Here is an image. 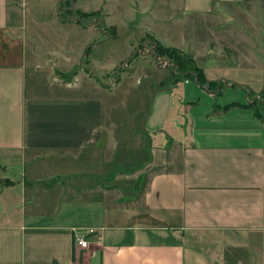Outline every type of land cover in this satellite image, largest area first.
I'll list each match as a JSON object with an SVG mask.
<instances>
[{
  "label": "crops",
  "instance_id": "crops-1",
  "mask_svg": "<svg viewBox=\"0 0 264 264\" xmlns=\"http://www.w3.org/2000/svg\"><path fill=\"white\" fill-rule=\"evenodd\" d=\"M244 1L175 0L164 12L157 0L158 23L192 15L205 36L142 35L196 62L228 49L225 38L252 42L239 34L244 22L237 34L217 30L234 8L257 24ZM41 5L0 0V160L20 172L0 175V264H264V106L212 111L257 95L226 74L206 76L218 68L198 65L209 86L171 82L163 64L144 73L147 58L118 72L112 90L86 70L79 45L42 49L26 25L38 26L26 14ZM97 18L95 27L54 21L94 33L113 26Z\"/></svg>",
  "mask_w": 264,
  "mask_h": 264
},
{
  "label": "rangeland",
  "instance_id": "rangeland-1",
  "mask_svg": "<svg viewBox=\"0 0 264 264\" xmlns=\"http://www.w3.org/2000/svg\"><path fill=\"white\" fill-rule=\"evenodd\" d=\"M37 0H26V3ZM61 1V2H60ZM42 3V7H38V13L33 15L32 12L27 10L26 17L37 18L38 26H30V19H26V25L28 27L27 31L35 32L37 37H41L42 49H47L54 47L53 43H62L63 46L71 49H75L76 45H79L78 52L81 54L84 50L82 59H90L91 69L86 68L87 71L92 72L93 75H100L108 82V87L112 90L118 88L115 86V76L118 72L128 71L131 72L137 59L147 58L151 61L150 64L143 65V72L149 73L154 67V64L158 63V58L161 59V63L168 68L166 78L170 81L180 80L183 73H175L173 65V59L167 58L165 55H160L155 52L154 42L147 35L143 34V31L152 33H162V36L168 37L169 42L173 43L176 41L175 38L182 37V34L187 37V33L190 32L191 37L195 40H200V38L205 36V31L207 26L202 25L201 19L197 20L196 23H192L190 20L193 19L192 15H185V20L189 22H183V24L177 21L168 22L165 21L162 25L158 23L155 19L157 14L158 6L156 5L157 0H59L60 8L56 11V3L58 0H38V3ZM246 4L247 10L251 13L257 24L250 25L246 21V16L240 11V13L234 8L235 15L232 14L230 19H227L222 29H217L220 31L230 32L237 34L236 29L240 25L239 23H245V27H242V33H247L251 37V40H247L246 36L236 35V38L228 40L227 38L222 40L221 44L228 45L226 47H221V51L217 54H212L210 56H197L196 62L191 58V55L181 51L183 55L188 56L194 62V64L202 66L203 68H218L209 69L211 74L218 75L220 73L226 74L228 77L237 79L238 84L243 85L247 90H251L257 96L254 99H250L252 107L256 110H260L264 106V10L263 2L261 0H246L243 2ZM162 8L164 12H175L177 10V5L175 0H166ZM78 8V9H77ZM92 12L89 15H80L77 11ZM33 11V10H32ZM103 15L106 21H109L113 26H109L107 29L104 27V31H99V33L91 32L89 29H82L81 27H75L69 24H56L59 22L58 19H72L80 18L86 21L92 20L91 25L93 27L97 26L95 23ZM57 18V19H56ZM235 18V19H234ZM94 19V21H93ZM55 20V21H54ZM194 20V19H193ZM235 22V23H234ZM263 22V25L261 24ZM238 23V24H236ZM197 24V25H196ZM249 25V26H248ZM100 27V25H98ZM77 29V30H76ZM190 30V31H189ZM213 31V30H212ZM210 32V30H209ZM219 32V31H217ZM112 35L110 39L105 41H100L98 44L92 46L91 44L87 46H82L81 41L85 44L89 41H96L103 38L104 35ZM221 34H224L222 32ZM142 35V36H140ZM213 35V33H212ZM89 37V38H88ZM94 38L92 40L91 38ZM97 38V39H96ZM38 43V42H37ZM40 43V42H39ZM132 47H129V44ZM197 46V44H195ZM223 45V46H224ZM253 45V47H252ZM85 47V48H83ZM198 51L201 47L197 46ZM199 54V52H196ZM147 54V55H146ZM135 58V59H134ZM158 63V64H161ZM93 66V68H92ZM88 72V73H89ZM175 75V76H174ZM109 80L107 81V79ZM205 82L207 79L205 78ZM160 80H163L160 78ZM204 82V83H205ZM207 86H209L207 84ZM209 88V87H207ZM0 175L1 173L8 177L14 175L18 178L20 173L16 167L14 170L11 169L12 164L8 165L7 161L0 160ZM3 168L4 171L1 169ZM43 169L37 174L40 178H45L49 174V168L44 166ZM14 170V171H13ZM45 170V171H43Z\"/></svg>",
  "mask_w": 264,
  "mask_h": 264
},
{
  "label": "trees",
  "instance_id": "trees-1",
  "mask_svg": "<svg viewBox=\"0 0 264 264\" xmlns=\"http://www.w3.org/2000/svg\"><path fill=\"white\" fill-rule=\"evenodd\" d=\"M60 2H59V6L61 4ZM75 11H77L80 15L92 14V12H82V11H78L77 9ZM154 48L156 53L160 55H165L167 56V58L173 59L172 63L174 66H176V68H174V72L176 74L178 72L183 73L181 78L191 77L194 78L195 81L199 84H203L205 82L204 75L200 67H197L191 58H189L188 56L186 57L185 55L180 53L181 51H179L177 48L163 46L156 41L154 42ZM114 79L116 80L117 77H115ZM207 84L209 85L210 82H207ZM244 106H252V105L250 102H246V103L229 102L219 107L214 106L212 111H214L215 109L220 111H225L232 107H244Z\"/></svg>",
  "mask_w": 264,
  "mask_h": 264
},
{
  "label": "built area",
  "instance_id": "built-area-1",
  "mask_svg": "<svg viewBox=\"0 0 264 264\" xmlns=\"http://www.w3.org/2000/svg\"><path fill=\"white\" fill-rule=\"evenodd\" d=\"M158 63H161V59H159V58H158ZM76 244L80 248H85L86 247V242H85V240L82 237H78L76 239Z\"/></svg>",
  "mask_w": 264,
  "mask_h": 264
}]
</instances>
